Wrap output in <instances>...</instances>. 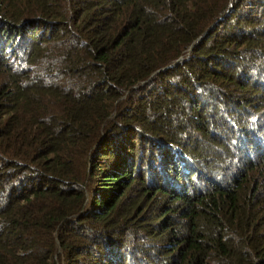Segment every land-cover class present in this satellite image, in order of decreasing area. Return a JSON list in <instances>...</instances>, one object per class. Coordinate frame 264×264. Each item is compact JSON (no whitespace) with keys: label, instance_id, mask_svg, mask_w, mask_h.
Listing matches in <instances>:
<instances>
[{"label":"trees","instance_id":"16d2710c","mask_svg":"<svg viewBox=\"0 0 264 264\" xmlns=\"http://www.w3.org/2000/svg\"><path fill=\"white\" fill-rule=\"evenodd\" d=\"M0 264H264V0H0Z\"/></svg>","mask_w":264,"mask_h":264},{"label":"rangeland","instance_id":"374dc122","mask_svg":"<svg viewBox=\"0 0 264 264\" xmlns=\"http://www.w3.org/2000/svg\"><path fill=\"white\" fill-rule=\"evenodd\" d=\"M10 60H8V62H9Z\"/></svg>","mask_w":264,"mask_h":264}]
</instances>
